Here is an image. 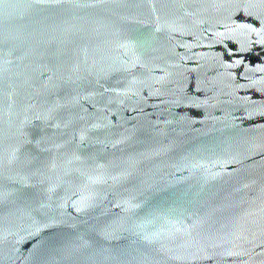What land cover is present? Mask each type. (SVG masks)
<instances>
[{
	"label": "water",
	"instance_id": "95a60500",
	"mask_svg": "<svg viewBox=\"0 0 264 264\" xmlns=\"http://www.w3.org/2000/svg\"><path fill=\"white\" fill-rule=\"evenodd\" d=\"M0 264H264V0H0Z\"/></svg>",
	"mask_w": 264,
	"mask_h": 264
}]
</instances>
